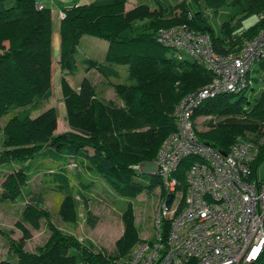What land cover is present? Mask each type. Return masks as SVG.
<instances>
[{
  "label": "trees",
  "instance_id": "trees-1",
  "mask_svg": "<svg viewBox=\"0 0 264 264\" xmlns=\"http://www.w3.org/2000/svg\"><path fill=\"white\" fill-rule=\"evenodd\" d=\"M155 1L157 6L153 8L138 3L127 10V0H92L60 10V71H76L77 46L82 36L90 35L106 40L108 47L104 62L84 58L86 68H95L106 78H118L115 67L126 66L130 81L112 83L123 101V105H116L98 97L87 77L72 88L62 73L58 81L70 130L57 133L55 108L32 115L52 95L51 9L37 7L36 0H0V166L8 168L0 200L22 199L26 181L42 172L48 186L59 195V217L64 223L76 224L79 205L75 194L82 189L79 195L86 203L89 184L79 182L77 187L72 181L68 166L73 162L99 174L125 198L123 231L115 252L109 254L95 251L90 243H81L55 227L49 221V212L41 207L42 195L34 194L22 211L21 221L38 228L40 219H46L48 241L29 252L23 248L22 239H10L15 258L0 264H124L123 258L140 240L132 200L143 189L160 185L156 173L148 172V185L142 184L137 176L145 172L137 173L132 165L156 159L165 140L176 130L172 112L177 102L212 77L195 61L175 59L172 49L156 41L157 30L187 23L207 32L216 52L233 53L258 32L262 23L259 14L264 12V0H231L233 10L216 33L205 10L211 8L216 13L226 0ZM251 15H256V22L244 28L243 21ZM259 79L264 81V59L254 68L252 83ZM199 116L218 119L209 130L199 132L195 128V133L200 141L223 152L236 141L264 136V85L253 100L244 91L208 98L194 109L192 119ZM189 160L183 159L176 173L183 192ZM263 160L264 147L258 161ZM167 225H163V235ZM18 226L27 236L21 222ZM249 264H264V250Z\"/></svg>",
  "mask_w": 264,
  "mask_h": 264
},
{
  "label": "built area",
  "instance_id": "built-area-1",
  "mask_svg": "<svg viewBox=\"0 0 264 264\" xmlns=\"http://www.w3.org/2000/svg\"><path fill=\"white\" fill-rule=\"evenodd\" d=\"M259 18L258 32L227 54L216 52L209 34L187 23L157 30L159 44L186 53L212 77L173 109L176 130L158 151L152 171L163 192L153 216L155 232L134 247L126 264H249L263 252L264 178L257 177L256 169L264 136L236 141L223 152L198 139L192 119L204 100L252 85L255 65L264 59V12ZM186 157L183 192L176 173ZM168 194L171 201L165 205Z\"/></svg>",
  "mask_w": 264,
  "mask_h": 264
},
{
  "label": "rangeland",
  "instance_id": "rangeland-1",
  "mask_svg": "<svg viewBox=\"0 0 264 264\" xmlns=\"http://www.w3.org/2000/svg\"><path fill=\"white\" fill-rule=\"evenodd\" d=\"M36 1H40L42 3L41 6L51 9L53 36L51 52L54 73L52 77V95L48 99L43 100L40 108L33 112L32 115L34 116L49 107H53L57 112V128L55 132L59 133L70 130L66 113L64 112V106L62 104L58 81V78L62 73L65 75V79L72 88H76L80 80L83 77H87L94 84L98 97L106 101L110 100L116 105H123V101L115 92L112 83L130 81L126 66H117L119 70L118 78H106L95 68H86V66L82 63L84 58L92 59L98 62H104L108 46L106 40L90 35L82 36L75 53L77 65L76 71L74 73H67L65 70L60 71L59 69V10L74 3H88L92 0ZM165 1L169 4H174L180 0ZM226 1L227 4L219 7L216 13H214V10L211 8H207L205 10L209 17V23L216 33L219 32L220 23L228 16V13L233 10L232 6L230 5L231 0ZM138 3H147L150 8L157 6L155 0H127L125 7L128 10ZM255 22L256 15H251L243 21V27L247 28L253 25ZM173 57L175 59H179V57H181L182 59L192 61V59L183 52L178 54L177 52L173 51ZM263 85L264 81L259 79V81L253 82L251 87H249V89L245 90L244 92L253 100L258 96L259 92L263 88ZM217 120V118H212L210 116H199L194 119L195 128L199 132L207 131L210 129L211 124H214ZM154 161L132 165V167H136L135 169L137 173L145 172L141 176H137V179L145 186H147L149 182V175H147L146 172L152 173ZM74 165L75 164L73 162L68 166L72 181L77 187L79 182H85L89 184L86 203L79 195L82 192V189H78L79 193L76 192L75 194V198L77 199L79 205L77 210V223L74 225L64 223L59 217L57 213L59 195L52 187L48 186L46 179L42 175V172H38L36 175L29 178L26 181V184L23 186L24 191L22 199H18L16 201L0 200V261L6 259L12 262L15 258V255L10 251V239L15 242H18L20 239H22L23 248L29 252L35 251L36 247L42 246L48 241L50 230L46 224V219H40L38 228H34L30 224L23 223L21 221V214L25 205L29 202L30 198L34 196V194L39 193L44 199L41 207L49 212V221L55 227L61 229L63 232L74 235L81 243H90L93 247V250L95 251L102 250L109 254L115 252V243L123 231L121 212L125 207V198L114 191L99 174L89 173L81 166ZM7 170L8 168L5 166H0V192L2 191L4 176L8 173ZM256 175L259 179L264 178V160L258 164ZM25 190H28L29 193H26ZM180 195L181 194H176V198H178ZM162 196L163 192L161 191V187L159 185L154 187L152 190L143 189L132 200L135 224L139 229L140 240L133 246L130 253L141 240L149 239L154 235L155 229L153 226V216L162 199ZM87 211L89 212L88 216L90 217V221H87L86 219ZM20 222L28 230L27 236H24L22 229L18 226ZM130 253L122 260L125 264Z\"/></svg>",
  "mask_w": 264,
  "mask_h": 264
},
{
  "label": "water",
  "instance_id": "water-1",
  "mask_svg": "<svg viewBox=\"0 0 264 264\" xmlns=\"http://www.w3.org/2000/svg\"><path fill=\"white\" fill-rule=\"evenodd\" d=\"M37 6H38V3H37ZM171 197H172V194H168L165 198V205H168L170 200H171Z\"/></svg>",
  "mask_w": 264,
  "mask_h": 264
},
{
  "label": "crops",
  "instance_id": "crops-1",
  "mask_svg": "<svg viewBox=\"0 0 264 264\" xmlns=\"http://www.w3.org/2000/svg\"><path fill=\"white\" fill-rule=\"evenodd\" d=\"M37 3H38V5H42V3L40 2V1H37ZM61 10V9H60ZM60 10H59V13H60ZM108 47V46H107ZM115 70L118 72L119 70H118V67H115ZM112 73V72H111ZM118 74H119V72H118ZM78 87V86H77ZM76 87V88H77Z\"/></svg>",
  "mask_w": 264,
  "mask_h": 264
}]
</instances>
